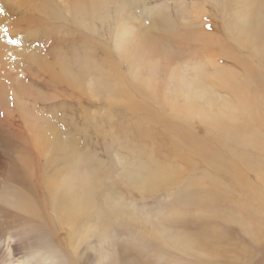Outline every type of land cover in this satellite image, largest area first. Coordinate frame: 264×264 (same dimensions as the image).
Listing matches in <instances>:
<instances>
[{"label":"bare ground","instance_id":"1","mask_svg":"<svg viewBox=\"0 0 264 264\" xmlns=\"http://www.w3.org/2000/svg\"><path fill=\"white\" fill-rule=\"evenodd\" d=\"M4 1L14 4L15 11L25 9L29 13L53 18L60 14L58 19L71 17L90 33L95 32L94 20H109L115 52L121 64L128 62L130 77L112 70L121 66L115 60L105 62L108 64L101 67L103 70L98 77L91 75V68L97 66L92 60L83 62L80 59L76 63L79 67L74 71L73 64L79 58L74 54L71 58L67 53L63 55L61 44L54 42L50 54L46 55L44 40H13L0 28V264H125L117 242L119 232L116 227L101 231L98 247L92 241L100 230L92 218L93 210L98 212L91 199L94 187L101 186L103 195L106 191V205L109 201L117 207L122 200L120 196H109L108 185L112 178L107 172L108 167L95 160L74 132L62 128L64 122L56 119L57 114L49 115L44 108L48 103H56L61 96L68 97L73 103L76 90L85 86L88 88L85 95L89 98L97 99L106 94L107 99H103L109 105L124 104L132 113L144 112L151 119L163 122L168 131L173 130L169 122L160 116L162 114L152 111L147 105L148 100L165 109L166 114H177L186 122L197 119L209 127L208 143L212 140L216 144L213 148L198 137L189 135L175 142L176 152L180 148L194 152L213 170V176L206 174L199 179H191L170 195L173 196L170 199L185 200L183 205L186 204L187 208L174 217L175 221H183V228L175 227L176 230L168 232V223L162 221L170 214H159L152 219L140 213L145 226H153L157 221L155 235L154 230L147 235L163 242L156 245L158 257L151 251L144 254L147 263L151 258H157L159 264L164 259L167 264H191L190 258L194 257V264H222L221 248L226 246V242L231 247L236 246L235 238L229 235L232 226L239 229L240 244L259 243V236L264 232V161L257 155L264 154V12L261 11L264 10V0L251 7L237 4L236 0H226L225 13L230 14L231 5L234 9L240 8V13H235L240 26L233 28L229 19L225 28L231 40L229 45L236 44V48L226 49L224 42H217L221 55H213L204 48L208 53L202 57L203 61H179L173 51L162 45L161 37L157 40L154 33L156 23L150 16L151 22H144L134 0ZM111 6L114 7L113 13L107 10ZM195 9L198 18L206 14L203 6L200 10ZM24 25L16 26L11 34L16 37L26 31L22 28ZM203 34L206 40L214 38L205 30ZM26 37L29 38L28 35ZM85 45L92 53L91 44ZM237 50L246 51L250 61L243 59ZM224 58L233 66H221ZM82 66L84 70L79 74ZM166 71L168 76L160 74ZM135 95L141 101H137ZM186 143L189 146L193 144V149L181 147ZM122 157L115 154L113 168L117 182L123 186L142 188L143 191L158 188L162 192L174 187L178 181L174 180V174L157 170L153 173L159 178L157 182H144L142 172L148 167L138 170L129 167ZM150 161L151 165L155 163L153 156H150ZM248 172L258 176L260 185L252 184L246 177ZM102 173L103 180L98 178ZM226 176L227 182L222 179ZM205 183L208 187L203 186ZM235 193L245 196L250 204L234 200ZM192 208L200 210L201 214L194 215L193 221L200 229L209 226L217 229L212 235L211 246L204 244L205 238L195 240L185 234L190 230L186 227V219L188 210ZM219 225L221 230L218 231ZM65 232L66 236L63 235ZM144 250L147 251L146 248ZM91 251L97 254L94 259ZM173 252L175 255L171 256ZM112 255H117V258L111 259Z\"/></svg>","mask_w":264,"mask_h":264},{"label":"rangeland","instance_id":"2","mask_svg":"<svg viewBox=\"0 0 264 264\" xmlns=\"http://www.w3.org/2000/svg\"><path fill=\"white\" fill-rule=\"evenodd\" d=\"M216 1L218 4L217 2L214 3L210 2L209 0H134L136 8L140 11V15H143L142 19L144 22L149 24L151 22L150 20L152 19L156 23L157 28L154 31L155 37H161L162 45H165L168 49L173 51V54H175L176 58H179V61L186 59L188 61H203L201 59L208 53V50H210L211 54H219L220 56L221 48L217 42H224L223 44L225 45L226 49H229L231 46L236 48V44L229 45L231 40L225 28L226 25H228L229 19L230 25H232L233 28L240 26L235 17V13H240V8L234 9L233 5H231L229 10L230 14L228 12L225 13L226 0ZM236 3H241L246 7H251L255 3L258 4L259 0H249L245 3L241 2V0H236ZM201 6H203L205 9L206 14L198 18L195 8L197 7L198 10H200ZM14 8H16L14 4H6L4 0H0V9H2V11H0V28L3 29L4 35L11 36L14 38L13 40L20 41L22 39L30 38L44 40V42H46V47L44 48L46 55L50 54V49L54 47L55 43L61 44L60 47L63 55L67 53L69 58H71L73 56L72 54H74V56L79 58L73 64L74 71H76L79 67L76 63H78L80 59H83V62L86 60H92V62H94V66L97 65L96 68H91V75L94 77H98V73H101L100 70H103L102 68H104V64H108L105 62L115 60L121 64V61L119 60L120 58L115 52L116 48L113 45L114 42L111 32L109 33V20H92V23L95 25V32L90 33L79 26L80 23L78 24V22H75L74 19L68 16L63 19H58V17L61 16L60 14L53 18L50 17V15L40 16L37 13H29V10L25 9H21V11H15ZM107 10L113 13L114 7L111 6ZM261 11L264 12V10ZM149 16L151 19H149ZM31 22L34 24H30ZM23 23L26 25H24L22 28L26 31H22V33H19L17 36L15 35L16 37H14L13 34H11L13 33V29L15 31L16 26H22ZM203 30L211 34L214 38L211 40H206L203 38V36H205L203 34ZM189 34H191L190 37L187 36ZM26 35H28L29 38H27ZM84 36L88 37L84 38ZM196 36H199V39H197ZM85 39L87 40V43L89 42L91 44L90 47H92V53L89 52V50L87 51L85 48L87 46L85 45L87 44ZM39 44L41 43L39 42ZM204 48L208 50L206 51ZM237 53L241 57L243 55V59L250 61V56L246 51L240 52L237 50ZM221 63V66H233L231 62L226 60V58L222 59ZM83 66L80 68L79 74L83 72ZM129 69L128 62L121 64L120 69H117L116 67L115 69L112 68L113 71L122 73L127 78L130 77ZM161 71L163 72L162 69ZM191 71L189 69L190 74L192 73ZM162 72H160L162 76H168V74H166L168 73L167 71L164 74ZM86 80L87 79H85V83ZM103 81L106 83V78H104ZM166 82L167 78L164 80V87L166 86ZM173 88L171 87V89ZM85 93H88L87 86H85V88L81 87L76 90L73 103L70 102L68 97L65 98L64 96H61L58 101L55 100L56 103H48L44 106V108L45 111H48L46 113H50L49 115L53 114L54 116L57 114L58 117H56V119L58 118L60 123L64 122L62 123L63 125L61 124L62 128L65 131L68 130L67 132H74L75 134H73L76 135L78 141L81 144L86 145L85 148L93 155L95 160L104 163V167H108L107 172L112 178L109 180L110 184L108 185L110 190L109 196H120V199L123 200L122 201L119 199L120 205L117 207L111 205L109 201L106 205L104 197L106 191H104L103 195L101 186H98L100 188L94 187L95 190L100 189L99 191L96 190V192L93 190L94 195L92 194L91 197L96 205L95 210L98 208V212L93 210V223H95V226H97L98 230L100 229L92 239L94 246L98 247L100 244L101 239L99 235L101 231L107 232L110 227L113 226V229L116 227L119 232L117 242L119 243V247L121 249L120 251L122 252L123 261L125 264H159V260L157 258H151L150 263H147V260L143 258L145 257L144 254L150 251L152 252L153 256H159V250L157 251L156 245L158 246L163 242L162 240L158 241L153 239V235H155V229L157 228V221L154 222L153 226H145L143 223L144 217L140 213H145L146 215L151 216L152 219H155V217H157L159 214H170L171 216L169 218L166 217L164 221H162L168 223V232L180 229L182 227L183 221L182 223L178 219L175 221L174 217L176 213L181 215L185 208H187L185 207L186 204L183 205L185 200H178L176 197L170 199L173 197L170 195L176 192L179 187H183L186 182H190L191 179H199L206 174L212 175L213 170L204 162L203 164L200 157L190 150L180 148L176 152L174 149V144L179 139L189 135L191 137H198L201 142H204L208 145L210 144V146L215 148L216 144L213 143L212 140H210L211 143H208L209 127L207 125L203 126L197 119L193 121L188 120L187 122L189 123L187 124L186 120L180 119L177 114H166L164 111L165 109L160 108L158 105H155L152 101L148 100L147 102H149V104H146L151 109H153L152 111L164 115L160 116L169 122L173 130L168 131L163 122L151 119L150 115H147L144 112L138 114L132 113L126 110L124 104L121 105L116 103L114 106L109 105L107 101H105L107 99L106 94H102V97L99 96L97 99H92L89 98V96H86ZM221 94L223 95L225 93ZM135 99L137 101H141L137 95H135ZM61 107L63 108L61 109ZM88 124L90 126H88ZM181 147L193 149L194 146L193 144H190L189 146V143H186L181 145ZM216 148L220 149L219 147ZM115 152L121 157L123 156V162L129 167L135 168L137 170L138 168L148 167V169H145L142 172V174L145 176L144 182H157L159 178L153 174L157 170H160L163 173L174 174V180L178 181L174 187L162 192L159 191L158 188L153 191H143L142 188L134 189L129 186H123V184H119V182H117L118 178L115 177L116 171L113 168V157H115ZM223 154L227 156V152L225 150H223ZM257 155H260L261 159L264 161L263 153H257ZM150 156L154 157L155 163L153 165H151ZM170 167L180 170H178V172L177 170ZM246 177L251 182H253V185L254 183L256 184L255 186L260 185L257 181L258 176H255L254 173L248 172L246 173ZM98 178L103 180L104 173L99 174ZM222 179H225L223 181L227 182L226 180H228V176H226V178L222 177ZM140 185L142 186V183ZM206 185L207 184L205 183L203 186L206 187ZM234 195V200L243 202L244 204H250L251 202H247L246 197L239 196L238 193H235ZM102 196L104 198H102ZM254 203L253 205L255 206ZM236 209L239 208L237 207ZM134 210H136L139 215ZM192 210H188L186 227L190 228V230H188L185 234L188 237H194L195 240H197V238H205L203 240L204 244L211 246L210 242H212V235L217 231V229H215L213 226L200 229L198 224L193 222L198 216L197 214H201L200 210L194 211L193 208ZM101 211L103 215H101L102 213L98 214ZM190 211H192V213H190ZM100 215L102 220L99 217ZM112 216H116V219L111 218ZM97 217H99V220ZM104 217H107V219ZM110 218L114 220H111ZM188 220H191V223H189L190 221ZM97 221H100L101 223ZM152 230H154V234L147 235ZM219 230H221L220 225L218 227V231ZM238 230L239 229L237 226H232V230L229 235H232L233 238H235L234 243L236 246L231 247L229 242H226V246L222 247L220 252L222 258L221 263L264 264V232L260 234L258 244L254 243L251 245V243H248V246H244L243 244H240L238 240ZM111 232L113 231L111 230ZM63 235L66 236L67 232H65ZM95 239L99 241L96 242ZM144 248L147 249L146 252ZM110 251L113 252L112 247H110ZM239 251L241 255L238 253ZM91 253L93 254L92 259H94L95 256L97 257L95 252L91 251ZM173 255H175L174 252L171 256ZM244 255L245 257H243ZM116 258L117 255L111 256V259L113 260ZM113 260H110L109 262H112ZM190 260L192 262L191 264H194L196 261L194 257H191ZM161 261L162 262L160 264H167V260L164 259Z\"/></svg>","mask_w":264,"mask_h":264},{"label":"snow or ice","instance_id":"3","mask_svg":"<svg viewBox=\"0 0 264 264\" xmlns=\"http://www.w3.org/2000/svg\"><path fill=\"white\" fill-rule=\"evenodd\" d=\"M0 11H2V9H0Z\"/></svg>","mask_w":264,"mask_h":264}]
</instances>
